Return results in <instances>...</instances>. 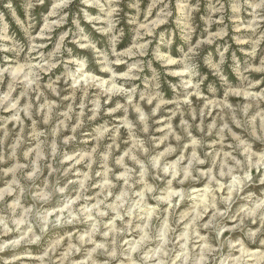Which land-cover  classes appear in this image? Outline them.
I'll return each instance as SVG.
<instances>
[{
    "label": "clouds",
    "instance_id": "9594fccd",
    "mask_svg": "<svg viewBox=\"0 0 264 264\" xmlns=\"http://www.w3.org/2000/svg\"><path fill=\"white\" fill-rule=\"evenodd\" d=\"M0 264H264V0H0Z\"/></svg>",
    "mask_w": 264,
    "mask_h": 264
}]
</instances>
